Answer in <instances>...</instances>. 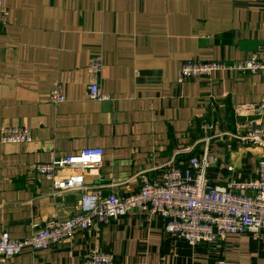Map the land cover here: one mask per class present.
Returning a JSON list of instances; mask_svg holds the SVG:
<instances>
[{
    "label": "crops",
    "instance_id": "1",
    "mask_svg": "<svg viewBox=\"0 0 264 264\" xmlns=\"http://www.w3.org/2000/svg\"><path fill=\"white\" fill-rule=\"evenodd\" d=\"M0 28V133L26 126L30 143L0 142V236L32 235L33 225L80 212L81 192L53 193L34 169L53 157L101 148L104 160L86 185L123 195L141 175L187 166L188 146L236 129L234 109L264 103V77L222 70L178 82L188 60L233 63L264 49V0H3ZM96 69L98 71H96ZM98 79L104 100L89 98ZM59 83V106L50 93ZM256 117L245 112L246 122ZM238 118V117H237ZM209 179L223 184L256 174L264 148L211 142ZM234 170L229 171L228 167ZM161 216L133 211L54 247L12 257L8 264H82L94 248L115 264H264V232L190 246L166 230Z\"/></svg>",
    "mask_w": 264,
    "mask_h": 264
},
{
    "label": "built area",
    "instance_id": "2",
    "mask_svg": "<svg viewBox=\"0 0 264 264\" xmlns=\"http://www.w3.org/2000/svg\"><path fill=\"white\" fill-rule=\"evenodd\" d=\"M9 11L0 0V28L8 24ZM222 70L253 72L264 77V49L246 60L233 63L222 61H186L178 76V82L207 78ZM96 71H98L96 69ZM89 98L104 100L108 95L101 91L100 82L94 79L89 86ZM67 97L63 87L56 83L50 93V101L59 106ZM245 112H255L256 117L241 122ZM236 129L220 133L228 137H209L218 122L203 120L205 133L197 141L200 152L188 146L186 152H194L187 166L168 165L158 167L156 174L141 175L138 192L123 195L119 190L105 191L100 185H86V176L95 174L104 160L101 148H85L72 155L53 157L47 163H38L34 169L51 182L53 193L78 190L81 192L80 212L69 219H52L44 225H33L32 235L13 239L8 232L0 236V264L22 254L54 247L65 239L74 238L79 231L97 229L112 219L129 212L139 211L149 216H161L166 230L188 243L224 242L230 236L264 232V157L258 161L256 174L247 180L231 178L223 184L213 183L206 174L212 163L210 156L213 139L223 141L228 150L240 147L264 148V103L236 106ZM238 117V118H237ZM32 134L28 127H12L1 130V143H30ZM233 171L234 167H228ZM82 264H115L114 256L100 248H94Z\"/></svg>",
    "mask_w": 264,
    "mask_h": 264
}]
</instances>
